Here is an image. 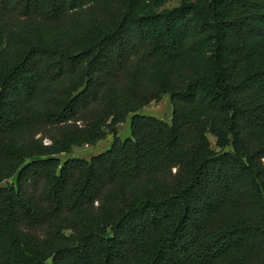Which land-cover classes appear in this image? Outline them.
Wrapping results in <instances>:
<instances>
[{
    "label": "trees",
    "instance_id": "trees-1",
    "mask_svg": "<svg viewBox=\"0 0 264 264\" xmlns=\"http://www.w3.org/2000/svg\"><path fill=\"white\" fill-rule=\"evenodd\" d=\"M162 3L0 0V264H264V0Z\"/></svg>",
    "mask_w": 264,
    "mask_h": 264
},
{
    "label": "rangeland",
    "instance_id": "rangeland-1",
    "mask_svg": "<svg viewBox=\"0 0 264 264\" xmlns=\"http://www.w3.org/2000/svg\"><path fill=\"white\" fill-rule=\"evenodd\" d=\"M181 3V0H163L162 5L158 8L162 9H171L178 7ZM172 103L169 95H165L159 101H152L139 112L145 115L155 116L162 120L171 121L172 118ZM131 116L129 115L125 122L119 125L118 127V135L121 139H125L127 137H131ZM211 145L213 148L217 149L216 146V137H214L211 133L208 134ZM114 136L109 135L107 138L99 141L96 145H84L82 147H74L73 151L69 154H62L61 158L65 159L66 157H78L84 159H90L92 156L104 151L109 148L113 142Z\"/></svg>",
    "mask_w": 264,
    "mask_h": 264
}]
</instances>
